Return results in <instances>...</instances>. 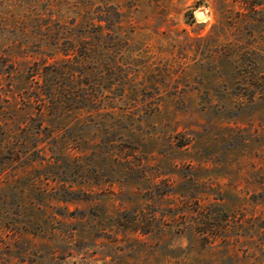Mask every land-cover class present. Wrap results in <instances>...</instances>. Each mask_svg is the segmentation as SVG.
<instances>
[{"label": "rangeland", "instance_id": "obj_1", "mask_svg": "<svg viewBox=\"0 0 264 264\" xmlns=\"http://www.w3.org/2000/svg\"><path fill=\"white\" fill-rule=\"evenodd\" d=\"M0 264H264V0H0Z\"/></svg>", "mask_w": 264, "mask_h": 264}]
</instances>
